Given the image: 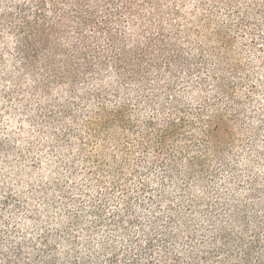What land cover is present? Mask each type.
I'll list each match as a JSON object with an SVG mask.
<instances>
[{
    "label": "trees",
    "instance_id": "trees-1",
    "mask_svg": "<svg viewBox=\"0 0 264 264\" xmlns=\"http://www.w3.org/2000/svg\"><path fill=\"white\" fill-rule=\"evenodd\" d=\"M242 1L0 0V67L9 56L16 70L0 72V83L15 88L4 97H22L26 78V99L45 104L43 127L55 126L62 144L74 136L97 169L161 170L163 183L180 175L186 186L205 184L218 176L209 161L227 160L230 125L246 116L239 91L251 76H244L242 54H234L235 35L264 41L261 26L251 27L264 3ZM246 100L253 103V95ZM86 146L97 154H87ZM193 150L209 156H192ZM184 161L189 168L182 172ZM150 199L158 205L168 197L160 191ZM188 199L192 206L202 201ZM244 208L227 206L222 220L209 206L206 228L175 211L137 237L114 215L109 225L118 237L99 243L93 233L81 242L64 227L55 236L43 233L38 242L47 255L26 264H264V217ZM104 213L101 201L98 223Z\"/></svg>",
    "mask_w": 264,
    "mask_h": 264
},
{
    "label": "rangeland",
    "instance_id": "rangeland-1",
    "mask_svg": "<svg viewBox=\"0 0 264 264\" xmlns=\"http://www.w3.org/2000/svg\"><path fill=\"white\" fill-rule=\"evenodd\" d=\"M242 2L254 6L264 0ZM252 19L251 27L256 29L260 25L264 36V15L258 13ZM6 39L12 48V40ZM235 45L234 54L243 57L244 76H251L250 82L239 91L246 116L244 121L230 125L226 162L214 158L209 161L211 168L218 171L217 178L199 186L195 183L186 186L180 175L175 176L173 183H163L161 170L135 174L129 169L121 173L97 169L95 162L85 159L74 136L69 143L62 144L55 126L43 127L40 108L45 104L26 99V78L22 97L11 101L5 99L3 91L13 92V84L0 83V264L32 263L38 256H46L38 242L41 235L47 232L55 236L68 226L81 242H86L91 233L96 243L102 238L118 237L116 227L109 225L114 215L123 218L127 234L133 237L148 233L153 226H163V221L175 211L183 222L206 228L209 206L215 208L222 220L229 216L227 206L237 210L245 207L246 212H257L263 218L264 41L238 32ZM7 60L0 72L14 73L13 60L9 56ZM250 94L253 103L246 100ZM85 152L97 154L90 146H86ZM193 152L192 156H209L206 152ZM134 158L139 160V154ZM179 168L186 171L189 162H181ZM143 184L149 186L146 193L141 191ZM160 191L168 199L153 205L150 197L157 198ZM104 193L107 196H102ZM192 194L202 201L192 206L188 199ZM101 201L105 206L103 224L97 222L94 214L95 205ZM75 218L81 219V225H73ZM133 220L138 223H130ZM179 243L185 246L186 239ZM56 252L63 260V246Z\"/></svg>",
    "mask_w": 264,
    "mask_h": 264
}]
</instances>
